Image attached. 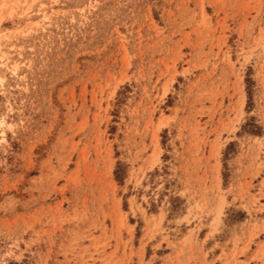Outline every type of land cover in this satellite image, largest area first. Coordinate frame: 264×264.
I'll list each match as a JSON object with an SVG mask.
<instances>
[{"label":"rangeland","instance_id":"obj_1","mask_svg":"<svg viewBox=\"0 0 264 264\" xmlns=\"http://www.w3.org/2000/svg\"><path fill=\"white\" fill-rule=\"evenodd\" d=\"M0 264H264V0H0Z\"/></svg>","mask_w":264,"mask_h":264}]
</instances>
